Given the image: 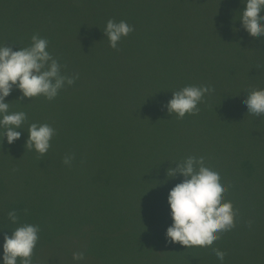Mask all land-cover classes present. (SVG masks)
I'll use <instances>...</instances> for the list:
<instances>
[{
  "label": "trees",
  "instance_id": "1",
  "mask_svg": "<svg viewBox=\"0 0 264 264\" xmlns=\"http://www.w3.org/2000/svg\"><path fill=\"white\" fill-rule=\"evenodd\" d=\"M242 7L241 0H0V46L18 50L38 34L49 41L47 50L60 62L62 74L78 76L53 100H19L15 88L5 98L9 110L26 112L27 120L7 157H0V171L22 156L34 169L29 172L39 173L44 207L57 204L59 196L76 204L111 186L114 163L135 155L129 145L150 143L147 155L135 156L161 159L162 148L172 150V159L185 152L204 156L227 190L250 188L248 195L237 191L238 198L224 199L237 208L235 219L261 223L251 236L263 233L264 117L247 113L243 101L246 91L264 88V37L249 36L241 27ZM108 19L134 28L116 49L103 33ZM187 85L214 91L203 98L197 114L178 119L163 105L172 91ZM33 122L56 129L43 156L24 147ZM0 143H7L6 137ZM66 155H74L70 165L64 164ZM90 213L85 221L56 227L43 245L68 233L84 241L79 264H95L92 258L102 264V256L92 250L107 235L103 222ZM41 247L35 254L45 251Z\"/></svg>",
  "mask_w": 264,
  "mask_h": 264
},
{
  "label": "rangeland",
  "instance_id": "2",
  "mask_svg": "<svg viewBox=\"0 0 264 264\" xmlns=\"http://www.w3.org/2000/svg\"><path fill=\"white\" fill-rule=\"evenodd\" d=\"M11 146L0 143V157H7V150ZM127 148L130 150L128 152L141 157L153 149L150 143L131 144ZM162 151L165 155L161 159L145 160L135 155L118 159L114 163L116 169L111 186L102 187V191L95 194V199L75 201V204L71 197L59 196L55 197L57 204L51 203L45 207L40 202L42 188L38 185L39 173L29 172L34 169L27 167L28 162L22 156L9 157L21 160L13 159V164H5L0 171V258L3 254V234L10 236L11 230L19 224L29 223L40 227L32 264H79L73 260V253L80 252L83 239L62 233L51 237L52 240H47L45 245L43 242L53 235L56 227H65L68 222L75 225L83 221L86 212L90 211L96 220L98 217L103 222L100 224L107 235L101 239L100 246L94 243L92 250L102 256L98 257L102 264H154L152 261L158 264H221L214 248L226 253L223 264H264V232L251 236L256 226H261L256 221L235 219V227L222 232L220 239L210 247L186 248L177 242H165V230L172 222L167 194L169 189L183 179L179 174L175 178H168L166 170L175 166L170 161H179L189 155L179 149L178 153L184 155L172 159L168 153L171 149L162 148ZM32 159L36 160L34 157ZM139 172L156 177H142ZM237 191L243 196L251 193L250 188H238L227 190L224 197L232 194L238 198ZM85 192L89 194L88 190ZM59 207L63 208L62 212ZM12 210L19 217L16 225L11 224L7 218V213ZM92 226L97 225L93 223ZM38 247L45 248V251L35 254ZM162 252L166 255L157 259ZM92 259L95 264H100L97 259ZM17 264H20L19 259Z\"/></svg>",
  "mask_w": 264,
  "mask_h": 264
},
{
  "label": "clouds",
  "instance_id": "3",
  "mask_svg": "<svg viewBox=\"0 0 264 264\" xmlns=\"http://www.w3.org/2000/svg\"><path fill=\"white\" fill-rule=\"evenodd\" d=\"M243 5L238 20L249 36L264 37V0H241ZM134 31L127 21L108 19L103 29L109 47L116 49L123 37ZM49 41L33 34L27 47L13 50L11 46H0V142L6 137L12 144L21 137L27 120L24 111H10L6 101L13 89H18L22 98L43 96L53 100L65 85H72L78 76H66L61 72L60 62L48 51ZM214 91L208 85H187L172 91L171 98L163 105L167 112L183 119L186 114L198 113V105L203 98ZM244 104L247 113L264 117V88L246 91ZM24 147L41 156L51 148V140L56 133L47 123H31L27 128ZM74 155H66L64 164L70 165ZM166 170L168 178L178 174L183 179L176 183L167 194L171 224L165 230V242H179L186 248L195 246L210 247L220 239L222 232L235 227L237 210L231 200L224 199L227 191L219 172L206 166L204 156L189 155ZM11 224L16 225L19 217L15 210L7 213ZM2 230V229H0ZM40 227L36 224L22 223L11 230V235L3 234V254L0 264H32L33 251L39 241ZM217 258L223 264L226 253L214 248ZM84 259L83 252L73 253L76 262Z\"/></svg>",
  "mask_w": 264,
  "mask_h": 264
}]
</instances>
